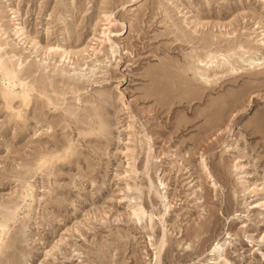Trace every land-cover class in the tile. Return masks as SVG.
Returning <instances> with one entry per match:
<instances>
[{
    "label": "rangeland",
    "instance_id": "374dc122",
    "mask_svg": "<svg viewBox=\"0 0 264 264\" xmlns=\"http://www.w3.org/2000/svg\"><path fill=\"white\" fill-rule=\"evenodd\" d=\"M0 264H264V0H0Z\"/></svg>",
    "mask_w": 264,
    "mask_h": 264
},
{
    "label": "bare ground",
    "instance_id": "6f19581e",
    "mask_svg": "<svg viewBox=\"0 0 264 264\" xmlns=\"http://www.w3.org/2000/svg\"><path fill=\"white\" fill-rule=\"evenodd\" d=\"M21 29V28H20ZM23 33V32H22ZM35 44H37V42H35ZM51 47L52 46H49V47H47L46 49H45V52H47V50L49 51L50 49H51ZM70 53H71V51H69L68 49H66V48H63L62 49V52H61V55L62 56H64L66 59L67 58H70ZM42 69H44V67H42ZM45 89L46 88H42L41 90H42V92H45ZM132 155V154H131ZM135 210V213H138V212H140L138 209H134Z\"/></svg>",
    "mask_w": 264,
    "mask_h": 264
}]
</instances>
